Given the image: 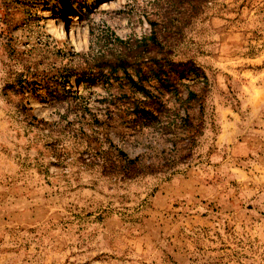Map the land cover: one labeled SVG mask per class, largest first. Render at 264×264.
I'll return each instance as SVG.
<instances>
[{
  "label": "rangeland",
  "instance_id": "obj_1",
  "mask_svg": "<svg viewBox=\"0 0 264 264\" xmlns=\"http://www.w3.org/2000/svg\"><path fill=\"white\" fill-rule=\"evenodd\" d=\"M0 264H264V0H0Z\"/></svg>",
  "mask_w": 264,
  "mask_h": 264
},
{
  "label": "trees",
  "instance_id": "obj_2",
  "mask_svg": "<svg viewBox=\"0 0 264 264\" xmlns=\"http://www.w3.org/2000/svg\"><path fill=\"white\" fill-rule=\"evenodd\" d=\"M148 42L152 43L153 45H156V41L154 40L153 36L150 37ZM136 57L139 59H142V56L138 53L136 54ZM100 62V60H98ZM100 63H97V67H99ZM106 66L104 68H109L111 70H115L116 68H122L124 69L127 65L125 62H120L117 66H112L110 64H105ZM170 66L168 69H172V72L174 74L177 73V75H182L184 73H192L195 76L201 75V71L199 68H197L192 63H184V64H175L171 63L169 65L166 61L159 62V61H153V66L149 67L150 72L154 75V77L162 84V85H172V93L177 97L179 92L177 87H173V85L176 84V79L174 76H170L168 73V70H165V66ZM101 69H103V65L100 66ZM170 87V86H168ZM166 87V88H168ZM141 89V87H138ZM187 101L185 103H181L179 107H183L185 110L184 117H174L172 118V121H168L165 124H160L159 127H155L151 124H149L146 120L148 119L147 116L149 115V110L146 109V107H140L139 105H136L133 107V112L129 115L134 116L133 119H130L129 127L131 130L137 129V128H152L155 129V131L161 136L165 138H169L172 140V151L169 152L168 155L172 157V163H178L182 162V160L186 159L191 152V149L193 147V143L196 139V137L200 134V123L198 124L199 118H194L190 115V112L192 111L191 101L196 100L197 103L200 102V100H197V94L193 92H189L187 95ZM176 106V105H175ZM173 106V111L178 112V107ZM202 104L199 103V111L203 112V107H201ZM197 122V124H195ZM149 167H145L141 162L140 159L134 158L132 160H128L126 162L125 167V174L128 177L136 176L138 174H142L145 172H154V170L158 169H148ZM159 172V171H157Z\"/></svg>",
  "mask_w": 264,
  "mask_h": 264
},
{
  "label": "bare ground",
  "instance_id": "obj_3",
  "mask_svg": "<svg viewBox=\"0 0 264 264\" xmlns=\"http://www.w3.org/2000/svg\"><path fill=\"white\" fill-rule=\"evenodd\" d=\"M53 31H54V33H55L57 36H59V31H58V29H57L56 27L53 28ZM70 37H71V36H70ZM71 42H72L73 46H76V44H75V42L73 41L72 37H71Z\"/></svg>",
  "mask_w": 264,
  "mask_h": 264
}]
</instances>
